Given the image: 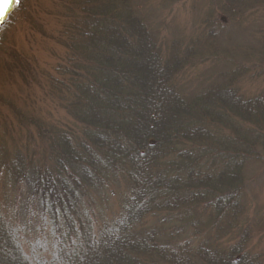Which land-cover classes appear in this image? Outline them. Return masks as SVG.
Listing matches in <instances>:
<instances>
[{
	"label": "trees",
	"instance_id": "16d2710c",
	"mask_svg": "<svg viewBox=\"0 0 264 264\" xmlns=\"http://www.w3.org/2000/svg\"><path fill=\"white\" fill-rule=\"evenodd\" d=\"M52 1L58 29L40 32L62 55L45 79L4 33L27 0L0 11L2 77L59 115L0 86V264H264L245 220L264 90L243 91L264 76V0H198L172 30L141 0Z\"/></svg>",
	"mask_w": 264,
	"mask_h": 264
},
{
	"label": "rangeland",
	"instance_id": "374dc122",
	"mask_svg": "<svg viewBox=\"0 0 264 264\" xmlns=\"http://www.w3.org/2000/svg\"><path fill=\"white\" fill-rule=\"evenodd\" d=\"M13 1L10 0L6 8ZM196 1L198 0H176L174 6L168 5L167 7L164 6L168 3V0H141L140 3L146 8V14L154 22L156 28L162 29V21L166 20V26H169L172 30L178 26L182 29L191 27L193 21L191 6ZM26 5H28L26 18L22 14H18L16 23L10 27L11 29L7 33L6 29H4V33L7 34L8 43H11V45L26 55L38 67L41 75L47 73L41 77L45 79L48 74L53 73V68L62 52L51 39H44L45 37L41 34L40 28L43 26L45 31L52 33L58 29L59 23L54 15L55 8L52 0H27ZM1 14L0 23L6 22L4 14L2 12ZM5 22L3 23V28ZM256 24H259V22L252 19L247 21L236 33L233 42L244 45L251 41L257 30ZM252 25H254L253 28ZM166 31L168 33L171 32L168 29ZM207 68L206 66H200L198 69L188 71L183 79L184 85L187 87L197 84V79L200 85L203 80L202 77H204V70L207 71ZM2 75L0 73V86L9 97L15 99L20 107L27 105L35 113L52 120L59 116L51 104L41 103L42 93L40 88L36 87L33 91H29L18 81L11 82L7 78L2 77ZM189 88L187 87L188 90ZM263 90L264 76L253 82H245L243 85V91L249 96ZM0 138H6L2 128L0 129ZM261 171L263 170H256V176L252 180L251 194L247 198L245 220L253 226V239L250 250L253 253H259L264 256V174H261Z\"/></svg>",
	"mask_w": 264,
	"mask_h": 264
},
{
	"label": "snow or ice",
	"instance_id": "6c2138e0",
	"mask_svg": "<svg viewBox=\"0 0 264 264\" xmlns=\"http://www.w3.org/2000/svg\"><path fill=\"white\" fill-rule=\"evenodd\" d=\"M10 3V0H0V11H2L3 8H6Z\"/></svg>",
	"mask_w": 264,
	"mask_h": 264
}]
</instances>
